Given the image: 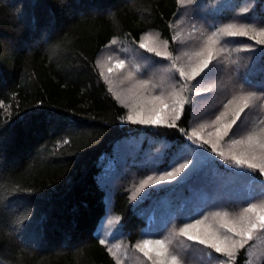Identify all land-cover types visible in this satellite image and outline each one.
I'll list each match as a JSON object with an SVG mask.
<instances>
[{
  "label": "trees",
  "instance_id": "trees-1",
  "mask_svg": "<svg viewBox=\"0 0 264 264\" xmlns=\"http://www.w3.org/2000/svg\"><path fill=\"white\" fill-rule=\"evenodd\" d=\"M197 2L212 22L264 18V0L254 9L249 0ZM180 9L178 0H0V264H116L100 243L109 213L119 217L115 237L135 244L216 207L208 189L197 194L199 208L178 206L182 182L134 204L132 183L180 159L194 108L184 106L176 127L132 123L97 65L112 40L138 43L149 30L174 50ZM130 139L139 141L135 158L121 145ZM158 145L165 147L155 166L144 156ZM120 154L125 166L114 185L102 175L111 160L120 167ZM249 260L245 245L232 264Z\"/></svg>",
  "mask_w": 264,
  "mask_h": 264
},
{
  "label": "rangeland",
  "instance_id": "rangeland-1",
  "mask_svg": "<svg viewBox=\"0 0 264 264\" xmlns=\"http://www.w3.org/2000/svg\"><path fill=\"white\" fill-rule=\"evenodd\" d=\"M249 1L254 9L258 0ZM203 10L204 6L197 2V0H192L190 3L186 2L181 5L180 12L173 22L175 36L179 35L174 50H170L168 46L165 49L164 41L166 40L157 31L149 30L144 33V35L151 33L153 36H157L156 43L152 44L149 42V46L157 47L160 52L167 51L171 53L172 59L157 56L155 53L148 52L146 49L139 47L141 41L132 43L115 39L117 43H110L101 49L97 57V65L100 74L103 71L104 75L108 76V79L111 80V84H109L102 77L116 98L117 94H119L120 99L118 101L126 100V104H123L124 106L135 104L136 111H139L140 107L143 106L145 117L149 115L148 109L152 107V103L150 102L153 96L163 95L165 102L171 104L172 94L181 91L183 84L187 83L188 86L182 91V96L187 98L188 103L194 108L193 120L188 135V145L184 146L185 150H182L180 159L175 163L167 166L164 170H153V172L139 178L138 181L129 186V191L131 197L134 194L136 195V199H132V201L137 205L151 196L152 193L182 182V185L185 186L182 187L178 206L180 204L183 206V204L190 201L193 204L192 207L199 208L200 205H196L202 198L196 199L197 194L202 192V190L205 192L215 190L209 198L217 202L216 207L205 211L202 215L189 222L193 223L195 220L207 216L209 219L206 223H212L215 226L216 221L212 218L214 213H228V218L231 219L239 215L251 203L258 205L264 203V175H261L257 170L240 169L231 159H226L220 156L217 151H213L211 144L202 143L198 139L190 138V133L193 129L199 130L201 125H210L216 116L224 111V105L241 92L256 93L257 99L253 101V106L250 109H246L245 113L241 115L240 120L237 121V125L234 126L229 136L221 141L219 149L228 153L229 143L232 139L243 137L253 127H264V125L258 124V121L264 119V112L260 110V105L264 104V96L261 95L264 93V45H259L246 36H222L220 43L215 47H223L226 51L222 52L212 61V64L209 65L210 72L206 69L204 73H201L195 79L184 81L179 76L177 68L182 67L185 71H190V67L198 63L200 59L194 57L193 53L198 51L207 36L217 29L234 23L237 25H250L259 30V28L264 27V18L249 22L241 16H233L227 22H212L204 18ZM261 10L264 11V2L261 3ZM254 34L250 30V35ZM108 57L112 59L108 60ZM189 57H192V59L190 60ZM118 60L125 61L123 69H116L114 67L115 62ZM173 60L175 61L176 68L172 67ZM110 67L113 68L112 73H108L107 71ZM243 69L244 72L240 73V70ZM129 72L133 73L131 80L126 79ZM252 75L253 77H251ZM257 77H260L261 80H255ZM140 81H147L148 86L146 88H133V85ZM156 106L159 107L158 104ZM126 107L128 115L134 114V112H131L129 106ZM235 109L236 105L234 104L231 106L225 122L231 120L232 112ZM209 132H214V128H205L201 133L203 139L211 140L215 143L216 137L214 135L209 136ZM138 142L130 139L127 143L124 141L121 145L125 152L128 151L129 155L135 158V153L139 147ZM158 147L156 154L154 153V157H149L148 153L144 156L152 164V160H154L155 166L157 165L156 163L161 164L162 162L161 156L163 154L161 153L165 145H158ZM241 150L237 148L233 151L239 154ZM119 161L121 165L117 170L115 167L118 164L112 160L106 167L102 175V178L106 182L111 179L114 185L120 182L122 176H120L119 170L125 166L123 165L125 159L121 154ZM185 163L188 164V167L175 179L156 184L149 183L147 187L137 192V189L140 188V185L148 177L158 179L159 176L173 171L180 164ZM220 165L225 167H221ZM112 167L113 169H111ZM205 168H208L206 169L207 171L199 173ZM114 170L117 171H115L116 175L114 174ZM242 172H248L250 175L242 174ZM197 173L199 174L197 179L188 181V178ZM257 185L259 188H257ZM236 186L241 189H233ZM230 195L234 196L236 200L234 203L231 202V207L225 203L229 201V198H232ZM165 198L166 196L161 198V207L164 205ZM170 199H173L172 196ZM165 203L170 204L169 208H173L172 200ZM178 208L175 209L177 210ZM107 216L102 224L104 228L103 237L108 243L109 248H112V251L116 252V258H119L123 264H152V261H149L134 247V245L143 239L135 244H130L124 239L116 238L115 232L118 220H116V216H112L110 213ZM216 219L219 220V217ZM181 227L183 225H178L176 221H173L157 237L144 239L167 238L170 241V252L177 255L182 264H228V258L224 255L216 253L213 249L200 245L196 241L188 240L185 236L179 235ZM247 246L249 247L252 264L258 262L263 257L262 254H264V232L254 234V239L249 241ZM155 258V254L153 253V259ZM257 258L260 259L258 260Z\"/></svg>",
  "mask_w": 264,
  "mask_h": 264
},
{
  "label": "snow or ice",
  "instance_id": "snow-or-ice-1",
  "mask_svg": "<svg viewBox=\"0 0 264 264\" xmlns=\"http://www.w3.org/2000/svg\"><path fill=\"white\" fill-rule=\"evenodd\" d=\"M186 2H192V0H178L180 5ZM249 11V9H242L240 15H243ZM254 32V35H250ZM222 36L237 37L246 36L254 40L259 45H264V27L253 28L250 25H237L228 24L223 28H219L212 32L211 35L207 36L203 45L198 51L193 53V56L200 58L198 63L190 67V71H185L184 68H177L179 76L184 81H191L204 73L206 69L211 71L209 65L212 61L218 57L222 52L226 51L225 48L215 46L220 43V38ZM179 38V35L174 36L172 39L175 41ZM158 37L153 36L151 33L145 34L141 38V43L139 47L146 49V51L155 53L157 56L165 57L166 59H172L171 53L165 51H158L157 47L149 46V42L155 44ZM112 44L117 43L114 39L111 41ZM168 46V42L164 41L165 49ZM108 57V60H111ZM191 60L192 57H189ZM99 63V62H98ZM114 67L116 69H123L125 67L124 60H118L115 62ZM172 67L176 68L175 61L173 60ZM108 73L113 72V68L107 69ZM101 76L111 84V80L108 76L101 72ZM133 73L129 72L126 79L131 80ZM148 86L147 81H140L133 85V88H146ZM187 83H184L181 91L172 94L171 104L165 102L163 95L153 96L151 99L152 107L148 109L149 115L144 116V108L140 107L139 111H136V105H126L130 107L131 112L134 114H129L127 120L132 123L140 124H151V125H167L169 127H176V121L180 119L183 114L184 106L188 103L187 98L182 96V91L187 88ZM111 91V88L109 89ZM264 96V93L261 94ZM117 99H120L119 94H117ZM257 99L256 93L248 92L234 96L230 99L227 104L224 105V111H222L216 118L211 122L210 125H201L199 130L193 129L190 133V138H195L200 140L202 143H209L212 146L213 151H217L218 154L226 159H231L234 164L242 170H257L261 175H264V127H253L246 135L239 139H232L229 143V152L219 149L221 141L225 137L229 136L234 126L237 125V121L240 120L241 115L245 113L246 109H250L253 106V101ZM122 104H126V100H120ZM159 105L157 107L156 105ZM236 105V109L232 112V118L230 121L225 122L229 115L232 105ZM260 110L264 112V104L260 105ZM258 124L264 125V119L258 121ZM212 127L214 132H209V136H215L216 140L213 143L211 140H204L201 133L205 128ZM186 135H189L186 133ZM242 149L239 154L234 149ZM188 167V164H180L173 171H169L164 175L159 176L158 179H153L148 177L137 189V192L143 190L147 187L149 183L156 184L162 181H170L175 179ZM242 174L250 175L248 172H242ZM131 199H136L134 194ZM219 217V220L216 218ZM213 220L216 221L214 226L212 223H206L208 217L205 216L202 219L195 220L193 223H186L179 229V235L187 237L188 240L196 241L200 245H204L208 248L213 249L216 253H220L228 258V264H231L235 260L236 253L245 247L254 239V234L258 232H264V203L256 204L251 203L246 208L243 209L239 215L228 218V213H214ZM119 220V217H116ZM111 223V221H109ZM223 230V231H222ZM231 234V235H229ZM238 238V239H237ZM101 244H105V240H100ZM170 241L167 238L162 239H143L138 242L134 247L143 254L152 264H182L180 258L172 254L169 249ZM119 247V246H117ZM110 254L116 258V252L109 248ZM153 253L155 254V259H153ZM264 256V254H262ZM258 260L260 258H257ZM116 264H123V262L116 258ZM249 264H252V260H249Z\"/></svg>",
  "mask_w": 264,
  "mask_h": 264
}]
</instances>
